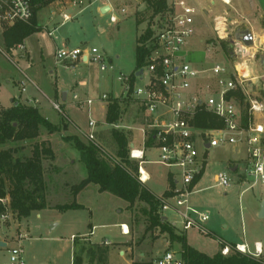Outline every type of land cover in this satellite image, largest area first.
<instances>
[{
	"label": "rangeland",
	"instance_id": "rangeland-1",
	"mask_svg": "<svg viewBox=\"0 0 264 264\" xmlns=\"http://www.w3.org/2000/svg\"><path fill=\"white\" fill-rule=\"evenodd\" d=\"M228 1L229 5L224 6L221 0H190L197 12V36L192 49L197 51L196 60L200 69L213 64L231 69L235 59L230 44L243 31L261 34L260 30H264V22L258 18L259 11L252 6V0ZM104 4H110L111 10L103 14L101 8ZM48 5L50 7L41 9ZM41 8L37 14V24L42 29L9 50L3 45L2 32L11 26L0 23V111L17 100L22 105L40 109L41 114L58 130L49 134L40 127L38 138L25 143H7L0 148L15 149L16 156L23 159L31 156L35 144L50 149L52 156L46 153L42 155V169L45 202L51 209L33 212L22 220L11 215L8 222L0 224V240L7 244L6 248L0 249V264L7 260L11 247L22 249L25 264H72L77 246L103 244L104 240L110 243L107 264H129V259L149 262L164 252L180 255L181 244L171 243L169 237L158 230L147 233L142 239L147 223L139 205L130 207L110 193H99L98 187L93 184L81 190L75 200L72 187L86 177V171L73 144L64 139L72 136L83 143L90 141L87 138L91 130L86 120V109L81 110L78 104H74L72 95L95 101L93 115L89 116L101 119L105 108L101 96H115L119 91L117 77L120 74L131 75L136 70V38L148 24L155 27L158 16L150 18L145 0H62L50 2ZM121 9L125 10V14H121ZM52 13L54 16L50 21ZM63 15L70 20L63 22ZM110 16H114L117 22L111 23ZM219 17L230 20L228 36L224 39L218 38L215 33V19ZM48 32H52V35L49 36ZM222 42L226 43V50ZM56 49H95V55L102 57V64L107 70L101 72L100 62L93 61L86 64L78 62L70 69L55 65ZM202 56L205 58L202 59ZM260 57L259 51L256 60L250 64L254 76L264 72ZM110 66L112 70L108 69ZM144 71L145 80L148 74ZM79 83L84 86H79ZM22 88H25V92L21 91ZM261 88L260 80H253L246 89L251 97H259ZM63 93H66V104H70L74 110L78 109L80 115L76 118L66 114L69 109L63 107ZM29 99H36L37 104ZM51 102L58 103L61 112L55 111ZM239 107L243 114L245 106ZM140 108L137 103L129 102L121 120L112 126H102L97 134L99 139L95 136L94 141L111 153L114 148L111 131L127 132L123 126H129L130 132L136 136L135 148L145 152V163L141 164V168L150 178L147 188L153 195L166 198L174 189L169 184L166 189L168 174L171 173L172 178L179 181L178 169L158 164V150L141 145V133L137 128L145 130L144 139H147L149 129L146 128L147 122L143 124L146 118ZM256 122L264 123V119H256ZM195 140L199 159L205 167L193 188L190 203L197 212L206 213L208 220L202 224L203 231L195 228L183 231L180 219L173 213L165 212L164 217L176 234L184 236L187 245L207 256H213L224 245L244 244L252 251L255 242L264 243V219L258 218L264 184H253L254 179L248 175L245 143H226L205 149L198 137ZM59 143L62 148L58 147ZM70 161H74V165ZM231 168H235V171L231 172ZM219 172L227 174L228 187L216 185L215 176ZM73 202L83 205L84 209L64 212L52 209ZM121 225L127 227V235L121 233ZM119 251L125 256H120ZM260 259L264 261V252Z\"/></svg>",
	"mask_w": 264,
	"mask_h": 264
},
{
	"label": "built area",
	"instance_id": "built-area-1",
	"mask_svg": "<svg viewBox=\"0 0 264 264\" xmlns=\"http://www.w3.org/2000/svg\"><path fill=\"white\" fill-rule=\"evenodd\" d=\"M224 4H227L222 0ZM168 10L159 18L153 39L146 45L148 54L145 58L144 69L148 74L144 80V69L141 76H136L132 82L131 75L120 74L117 83L121 87L124 99L137 103L143 109L147 119L146 128L152 134L155 147L158 150L157 163L167 168H177L179 181H176L170 196L159 197L160 213L171 212L180 219L183 231L191 228L203 231L202 224L208 220L206 213L194 210L190 203V197L194 193L193 181L204 169V163L199 159L196 150V137L201 140L205 149L215 148L223 144H236L244 142L249 164L248 175L254 179V183L264 184V123H257L256 119H264V72L260 76H254L251 63L261 52L264 57V43L253 34L252 47H245L240 41L232 43V57L235 59L231 69L226 66L213 64L206 69L196 68L184 54L185 49L196 36L195 16L196 8L190 0H167ZM125 13L124 9L120 10ZM33 17L31 0H0V23L12 26L16 23H29ZM222 18L225 37L228 36L230 20ZM217 19V18H216ZM215 19V33L220 39ZM70 18L63 15V22ZM111 23H116L114 16L109 18ZM51 35V33H49ZM260 41V43H258ZM208 52V51H207ZM97 51L56 49L54 54L55 65L65 69L73 68L78 62H100V71L107 68L102 64V57L95 54ZM112 70L110 66L108 68ZM253 80H260L262 97H251L247 91V84ZM139 82V84H138ZM24 92V88L21 90ZM239 91L247 105V123L242 122L241 109L231 93ZM101 100L107 102L106 94ZM72 102L80 107H90L93 103L90 99L81 100L76 94L72 95ZM51 107L61 112V106L51 102ZM205 111L214 115L223 124L220 129L200 130L193 125L195 115ZM95 121L89 119L87 135L90 141H94L93 129ZM118 128L117 126H114ZM145 133V130H141ZM208 145V147H206ZM129 158L139 161V181L144 184L148 175L143 172L144 154L142 151L130 149ZM145 173V175H144ZM216 185L228 187L229 178L226 173L219 172L215 176ZM252 184V185H253ZM0 224L10 220L11 212L9 200H0ZM121 233L128 234V229L121 225ZM21 239V236H19ZM103 245L110 243L104 240ZM234 250L243 255L259 260L262 256L263 244L257 242L251 251L246 245H235ZM230 247L224 245L220 252L228 255ZM23 251L19 247H11L4 264H25ZM151 264H184L180 255L172 252H164L151 261Z\"/></svg>",
	"mask_w": 264,
	"mask_h": 264
},
{
	"label": "trees",
	"instance_id": "trees-1",
	"mask_svg": "<svg viewBox=\"0 0 264 264\" xmlns=\"http://www.w3.org/2000/svg\"><path fill=\"white\" fill-rule=\"evenodd\" d=\"M53 1L57 0H31L33 7L31 21L16 23L3 30L2 39L6 50L21 45L27 37L40 31L34 21L35 13L41 6ZM145 4L151 19L156 16L158 19L163 17L168 10L167 0H145ZM155 31L156 29L148 24L147 28L136 38V70L131 74L132 82L135 79V73L145 66V58L148 54L146 45L152 41ZM222 46L226 50L225 42H222ZM230 96H233L240 106H245L242 111L244 112L242 122L245 126L248 117L244 97L239 91L231 93ZM260 97H262V91H260ZM129 102L132 101L108 98L105 123L113 125L119 122ZM140 112H142V108H140ZM146 120L143 119V124L147 122ZM193 125L200 130L223 127L220 120L205 111H200L195 115ZM40 127L46 129L49 134L58 130L40 115L37 108L22 105L17 100H13L10 107L0 111V147L11 142L25 143L34 140L39 137ZM130 135V132L113 129L110 133L114 144L111 153H107L95 141L83 143L76 137L64 138L73 144L86 171L85 179L72 187L74 197L87 185L93 184L98 187L100 193H110L126 202L130 207L135 204L139 205L140 212L147 223L142 239L147 233L152 234L155 230H158L160 234L167 235L171 243L181 244L180 257L184 264H264L261 259L257 260L236 252L235 245L229 246L228 255L223 256L220 249L211 257L188 246L184 236L176 234L171 224L167 220H163L164 216L159 211V197L153 195L146 185L139 181V161L129 158ZM153 143V136L149 134L144 146L151 148ZM16 152L11 148H0V200L7 198L11 214L17 220H22L27 219L33 212L51 209L45 202L42 155L45 153L51 155L52 153L48 147L42 144H35L32 154L28 158L17 157ZM203 171L204 169L195 177L193 185L200 180ZM167 180L169 186L173 188L174 181L171 174H168ZM52 209L64 212L81 210L84 207L73 202L68 205L54 206ZM108 252L109 247L103 244H81L74 251L72 264H107ZM131 264H151V261L132 260Z\"/></svg>",
	"mask_w": 264,
	"mask_h": 264
},
{
	"label": "crops",
	"instance_id": "crops-1",
	"mask_svg": "<svg viewBox=\"0 0 264 264\" xmlns=\"http://www.w3.org/2000/svg\"><path fill=\"white\" fill-rule=\"evenodd\" d=\"M57 1H62V0H57ZM108 1H111V0H108ZM222 1V0H221ZM227 4H224L223 3V5L224 6H227V5H229V1L228 0H224ZM253 1V3H252V6L253 7H256V10H258L259 11V17L258 18H260V19H262V21L264 22V0H252ZM51 5V4H50ZM50 5H48V6H45V7H43V8H41V9H44V8H47V7H50ZM104 7H108L109 8V10L107 11V12H109L110 10H111V5L110 4H104L103 5ZM40 8H39V10L35 13V17H34V21H35V24L38 26V28H40V29H42V26H39L38 24H37V14H38V12L40 11ZM102 9V8H101ZM125 14V13H124ZM54 16V14L52 13V16H50V18H49V20L51 21V19H52V17ZM261 31V34H254V33H252L255 37H257V38H260L261 39V41L262 40H264V30L262 31V29L260 30ZM49 33H51V35H52V32H48V35H49ZM51 35H49V36H51ZM197 36V35H196ZM196 36H195V38H194V40H193V42L191 43V44H189L188 46H187V48L185 49V51H184V54H185V57L196 67V68H198V69H200L199 67H198V65H197V60H196V56L198 55L197 54V51H194L192 48H193V46L195 45V39H196ZM258 43H260V41L258 42ZM27 53V52H26ZM28 54V53H27ZM202 59H204L205 57H201ZM79 86H84V84L83 83H79ZM118 87H119V91L116 93V95L115 96H112V94H106L107 96H108V98H116V99H124L123 98V96H121L122 95V92H121V87H120V85L118 84ZM24 92H25V88H24ZM104 95V94H103ZM81 98V100H85V98L86 97H84V96H80ZM66 94H65V100L64 101H62L63 103H64V105H63V107H65V108H67V109H69V111L66 113L67 115H71V117L72 118H76V116H78V115H80L79 114V112L77 111L78 109H76V110H74L73 108H70V104H66ZM87 99V98H86ZM61 100H62V97H61ZM28 101H30V102H34V103H36L37 104V100L36 99H29ZM98 103H99V101H97ZM94 103H95V101H93V103L91 104V106L88 108V107H86V106H83V107H80L81 108V110H85L86 109V112H87V114H86V120H87V123H88V121H89V119L90 120H92V121H95L96 122V125H95V127H94V129H93V134H94V137L96 136L97 137V139H99L98 138V136H97V134L99 133V132H101L100 130H101V128H102V126H105V125H107L106 123H105V115H106V107H107V102H105V108H104V116H102V118L101 119H99V118H97V119H94V118H91V116H89V115H93V109H92V106L94 105ZM72 104V103H71ZM128 106V105H127ZM33 107H35V106H33ZM36 108V107H35ZM92 109V110H91ZM40 109H38V111H39ZM100 110V109H99ZM90 112H91V114H90ZM39 113H40V115L42 116V117H44L42 114H41V112L39 111ZM45 118V117H44ZM46 119V118H45ZM47 120V119H46ZM48 121V120H47ZM51 123V122H50ZM51 124H54V123H51ZM79 124V123H78ZM110 126H112V125H110ZM74 127L77 129V130H80L79 129V127L76 125V124H74ZM139 131H140V133H141V145H143L144 146V144H145V141H146V139H144V134L142 133V128H137ZM90 130V129H89ZM123 130H126L127 132H130V131H132L131 130V128L129 127V126H123ZM130 136H131V138L133 137V140L131 139V143H130V145H129V148H130V146L132 145L134 148H135V134L133 133V132H130ZM58 147L59 148H62V144L61 143H59L58 144ZM145 147V146H144ZM153 147H155V142L153 143ZM156 148V147H155ZM138 150H140V151H142L143 152V154H144V157H145V152H144V150H142V149H138ZM71 165H74V161H70L69 162ZM145 163V162H144ZM143 165V164H142ZM61 166V165H60ZM61 167H63V166H61ZM143 168V167H142ZM144 169V168H143ZM63 172V171H62ZM144 172L148 175V173L144 170ZM169 174H171V173H169ZM148 177H149V175H148ZM83 179H85V178H83ZM82 179V180H83ZM150 181V178L145 182V185H146V187H147V183ZM173 181H174V186H175V183H176V180L173 178ZM168 180H167V184H166V189H167V187H168ZM90 185V184H89ZM89 185H87L85 188H87ZM84 188V189H85ZM83 189V190H84ZM166 189L164 190V192L166 191ZM82 190V191H83ZM98 190V189H97ZM82 191H80L76 196H75V200H76V197L82 192ZM99 192V191H98ZM163 192V193H164ZM100 193V192H99ZM264 199V196L261 198V200L259 201V202H261L262 200ZM78 204V203H77ZM1 239V238H0ZM6 243V242H5ZM255 243H257V242H255ZM189 246V245H188ZM119 255L120 256H122V255H124V253L123 252H121V251H119ZM206 255V254H205ZM125 256V255H124ZM209 257H211V256H209ZM129 264H131V262H132V260L131 259H129Z\"/></svg>",
	"mask_w": 264,
	"mask_h": 264
},
{
	"label": "water",
	"instance_id": "water-1",
	"mask_svg": "<svg viewBox=\"0 0 264 264\" xmlns=\"http://www.w3.org/2000/svg\"><path fill=\"white\" fill-rule=\"evenodd\" d=\"M109 10L108 7H103L101 9V13H106L107 11ZM252 33L250 31H243L241 32L237 37H236V40L237 41H240L243 46L245 47H252L253 45V37H252ZM232 46V43L230 44V47ZM260 61V64L263 66L264 68V57H260L259 59ZM143 74V71L142 70H139L137 73H136V76H141ZM65 94L66 93H63L62 94V101L65 100ZM206 147H208V145H206ZM133 146L131 145L130 146V149H132ZM236 157V155H234V158ZM231 172H234L235 171V168H231L230 169ZM258 218L259 219H264V199L260 202L259 204V210H258ZM163 220H167L166 217H163ZM7 247V244L3 241L0 240V249H4ZM263 250H264V243H263Z\"/></svg>",
	"mask_w": 264,
	"mask_h": 264
},
{
	"label": "bare ground",
	"instance_id": "bare-ground-1",
	"mask_svg": "<svg viewBox=\"0 0 264 264\" xmlns=\"http://www.w3.org/2000/svg\"><path fill=\"white\" fill-rule=\"evenodd\" d=\"M216 22H217L216 25H217V30L219 31V34L221 35V37H225V29H224V24H223L222 18H217ZM261 43H264V40H262ZM144 175H145V173H144ZM124 229H127V228H124Z\"/></svg>",
	"mask_w": 264,
	"mask_h": 264
}]
</instances>
